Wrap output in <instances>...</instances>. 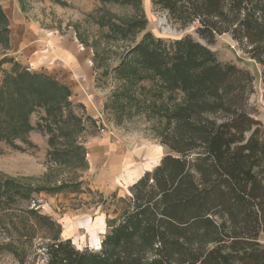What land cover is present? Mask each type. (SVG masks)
<instances>
[{
	"label": "trees",
	"instance_id": "trees-1",
	"mask_svg": "<svg viewBox=\"0 0 264 264\" xmlns=\"http://www.w3.org/2000/svg\"><path fill=\"white\" fill-rule=\"evenodd\" d=\"M97 1L134 9L127 22L108 27L107 38L130 43L112 70L118 84L107 106L119 118L143 115L167 152L119 198L123 207L106 220L100 249H78L55 236L43 247L46 264H264V125L249 102L254 77L219 61L208 46L229 34L260 65L264 89V0H153L198 37L173 40L145 29L142 0ZM8 43L0 6V44ZM69 97V88L47 74L22 68L4 75L0 142L24 151L14 140L26 142L35 129L30 116L41 107L44 124L36 127L55 146L69 134L63 115L72 106ZM83 151L72 141L51 154ZM8 184L13 181H0V189ZM18 195L29 197L16 188L5 201Z\"/></svg>",
	"mask_w": 264,
	"mask_h": 264
},
{
	"label": "rangeland",
	"instance_id": "rangeland-1",
	"mask_svg": "<svg viewBox=\"0 0 264 264\" xmlns=\"http://www.w3.org/2000/svg\"><path fill=\"white\" fill-rule=\"evenodd\" d=\"M0 2L7 20L33 23L43 32L70 34L83 42L81 44L77 39L91 55L96 72L94 91L97 92V97L103 99L101 115L104 119L90 116L83 103L70 99V91L72 106L69 111L67 108L63 111L64 118L68 120L69 134L67 137H60L55 146L48 142L50 133L43 127H36L37 124H44L42 118L45 110L41 107L30 116V124L35 129L25 136L26 142L14 140L24 151L13 148L8 142H0V181H13V185L8 184L0 189V264H46L44 245L55 236L61 238L63 233L71 236V243L78 249L98 250L108 231L106 220L121 212L123 203L119 202V198L129 194L116 191L107 195L88 187L90 175H87L85 144L91 138L108 136L119 145L157 148L158 153L152 157L151 166L157 165L167 152L155 136L152 122L147 121L143 115L125 113L119 118L111 105L107 106L118 84L112 70L118 64L120 54L130 43L129 40L114 41L107 38L108 27L111 23L127 22L134 15V9L127 5L97 0ZM142 11L146 19L145 29L154 36L173 40L190 34L198 39L193 26L182 27L171 22L166 17V12L156 6L153 0H142ZM141 35L142 32L137 33L134 39L138 40ZM208 46L219 61L234 63L251 72L254 81L249 102L264 125V89L260 65L250 59L229 34L217 35L215 41ZM7 47L0 44V55L6 53ZM22 68L32 73H44L58 80L47 69L32 70L13 57L5 56L0 59V86L4 75L14 74ZM101 129H104L103 133ZM72 141L81 145L84 151L75 156L59 158L51 154L53 148L68 149ZM82 157L86 166L81 161ZM128 177L130 181H134L138 173H129ZM56 186L62 188L53 191ZM16 188L29 197L18 195L6 202V195ZM261 241L264 243V235Z\"/></svg>",
	"mask_w": 264,
	"mask_h": 264
},
{
	"label": "crops",
	"instance_id": "crops-1",
	"mask_svg": "<svg viewBox=\"0 0 264 264\" xmlns=\"http://www.w3.org/2000/svg\"><path fill=\"white\" fill-rule=\"evenodd\" d=\"M8 21L9 43L0 59L9 56L32 70H49L69 87L73 102L83 103L90 116L104 120L101 115L103 99L94 91L96 72L88 50L70 34L43 32L35 24L21 20ZM85 145L87 175H90L88 187L99 193L108 195L121 191L130 194V186L156 166H151L150 161L158 153L157 148L119 145L108 136L91 138ZM134 172L138 177L130 181L128 174ZM70 237L63 233L61 239Z\"/></svg>",
	"mask_w": 264,
	"mask_h": 264
},
{
	"label": "built area",
	"instance_id": "built-area-1",
	"mask_svg": "<svg viewBox=\"0 0 264 264\" xmlns=\"http://www.w3.org/2000/svg\"><path fill=\"white\" fill-rule=\"evenodd\" d=\"M94 119H97V118H94ZM101 132L103 133L104 132V129H101Z\"/></svg>",
	"mask_w": 264,
	"mask_h": 264
}]
</instances>
